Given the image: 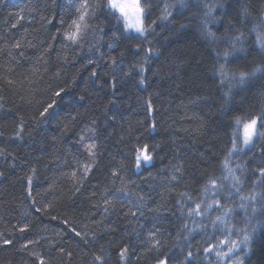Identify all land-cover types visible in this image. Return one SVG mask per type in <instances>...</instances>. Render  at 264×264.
Returning <instances> with one entry per match:
<instances>
[{
	"label": "trees",
	"instance_id": "trees-1",
	"mask_svg": "<svg viewBox=\"0 0 264 264\" xmlns=\"http://www.w3.org/2000/svg\"><path fill=\"white\" fill-rule=\"evenodd\" d=\"M82 2L0 0V264H212L205 248L245 233L234 264H264V140L228 156L233 118L264 113V0H149L144 35L88 0L73 43ZM143 144L153 159L138 170ZM226 157L240 191L223 181L232 211L213 226L223 208L189 211L212 202Z\"/></svg>",
	"mask_w": 264,
	"mask_h": 264
},
{
	"label": "snow or ice",
	"instance_id": "snow-or-ice-1",
	"mask_svg": "<svg viewBox=\"0 0 264 264\" xmlns=\"http://www.w3.org/2000/svg\"><path fill=\"white\" fill-rule=\"evenodd\" d=\"M108 12L114 16L118 22L121 23L122 28L125 30H134L136 33H139L141 35H144L146 32L149 31L150 25H145V16L150 12L151 10V4L149 3V0H106L105 4ZM206 12V16H211L212 12L214 11V6L210 4L204 5ZM168 5L164 6V15L162 18H167V15L170 13L168 12ZM89 4L88 0H83V2L80 4L79 8L77 9L78 16L77 18L73 19L71 23L69 24L68 28L69 30L64 33V38L72 41L73 43L79 42L83 38V34L85 32V29L88 27V24L86 22V17L89 15L88 12ZM215 19V18H213ZM207 24V21H205V25ZM255 30V29H254ZM238 34L234 35L229 40V46L232 48L233 51L236 50V43L242 41L243 39V33L239 32L237 30ZM208 35L212 37L213 39H216L215 34L211 31L208 32ZM257 40L261 43V46L264 47V31H258L257 32ZM15 47L19 48L20 44L17 43L14 45ZM151 51V49H149ZM218 56H223L225 60L231 55V52H229L227 49H225L222 53H217ZM262 69L256 68L253 70L252 73H248L245 71H240L238 73L239 75V83L243 84L247 78H249L251 75H254L256 72L261 71ZM218 72L223 76L224 75V66L221 65L218 69ZM141 83H143V80H141ZM56 95H60L59 92L56 93ZM54 106L53 103H49L46 107L43 108L40 115L43 117L46 114H48L49 109ZM155 125H153V128ZM264 140V113H262L260 116L253 117V118H245L242 116H235L233 118V129H232V146L231 149L228 152V156L230 157L234 152L241 151L243 148H251L255 145L256 140ZM238 142L241 147H238ZM91 147V146H90ZM152 151H154V146L152 148ZM153 159L152 155L150 154V149L148 144H143L140 148H138L136 155H135V163L136 167L139 168L141 165V162L149 163ZM228 158H225L224 161V168L226 170V175H222L221 177H209L207 180V183L204 186V193L211 194L213 197V200L211 203H195L194 207L189 211V215L195 214L198 216H203L204 211L208 210L210 211L213 207L216 208H223L224 214L218 215L215 217V220L212 221L213 226H215L217 223L223 224L227 227L228 220L226 217L229 213H231L232 209L227 208L223 204H221L220 199H217L218 193L224 191V183L225 180H231V188L235 189L236 192H239L240 189L238 185L241 183V178L235 174V170L228 167ZM86 170L88 169V166L85 165ZM259 174L262 178H264V168L259 169ZM173 179H176V177H173ZM261 185H264V179H261L259 181ZM260 199H261V208L264 209V192L260 193ZM191 199V197H189ZM242 200H250V201H256L257 196L251 195V196H242ZM203 204V207H202ZM241 207H244V204L240 205ZM257 209L255 207L252 208V211L255 212ZM242 232L244 230H241ZM254 231V230H253ZM79 235V233H77ZM251 240L250 235L244 234L242 243H249ZM6 243H10L9 241H6ZM158 243V242H157ZM221 244H230L228 248V253H231L233 249L236 246V241H221ZM217 245H210L208 248H205L206 252L211 253L213 249H215ZM124 251H127V249H124ZM228 253H221L216 252V255L218 257L222 255H227ZM189 256L192 255L191 252L188 253ZM121 256L123 257V252L121 253ZM97 260H100V257H96ZM43 264V262H41ZM157 264H167V261L164 259L158 260ZM239 264H243V261H240Z\"/></svg>",
	"mask_w": 264,
	"mask_h": 264
},
{
	"label": "rangeland",
	"instance_id": "rangeland-1",
	"mask_svg": "<svg viewBox=\"0 0 264 264\" xmlns=\"http://www.w3.org/2000/svg\"><path fill=\"white\" fill-rule=\"evenodd\" d=\"M129 33L131 34H138L136 33L134 30H127ZM145 165H148V163H144V162H141V165L139 168H137L138 170H141L143 166ZM217 216V214H215V217ZM233 238L231 239H226L227 241H235V240H232ZM221 241H224L223 240H218V241H214L215 243H213V245H217V247L215 249H213V251L211 253L207 252V256H208V259L209 261H212V264H217L218 259H220L221 262H227L229 264H234L236 263L237 261V258H236V254H238V252L244 248L245 244L244 243H241L240 241H236V246L235 248L233 249V251L231 253H228V248L230 246V244H221L220 242ZM216 252H221V253H228L226 256L225 255H222L220 257H218L216 255Z\"/></svg>",
	"mask_w": 264,
	"mask_h": 264
}]
</instances>
